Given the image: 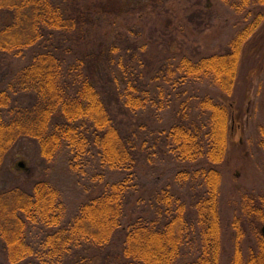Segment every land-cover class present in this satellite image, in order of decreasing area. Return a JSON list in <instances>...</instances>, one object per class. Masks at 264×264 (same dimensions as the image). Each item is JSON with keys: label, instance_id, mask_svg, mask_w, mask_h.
<instances>
[{"label": "trees", "instance_id": "trees-1", "mask_svg": "<svg viewBox=\"0 0 264 264\" xmlns=\"http://www.w3.org/2000/svg\"><path fill=\"white\" fill-rule=\"evenodd\" d=\"M219 1L246 19L225 52L166 62L148 83L136 71L141 60L131 56L135 66L119 63V72L106 58L109 71L97 83L77 57V45L91 31L95 15L65 1L0 0V53L30 55L26 65L7 72L0 89V172L8 152L29 138L45 161L66 156L72 174L103 184L70 218L62 192L49 182H36L29 192L1 189L0 241L6 264H220L219 166L237 121L232 96L242 48L262 22L254 10L263 8L264 0ZM133 9L142 14L144 6ZM113 52L110 48L111 61ZM107 84L130 113L173 109L174 121L161 130V139L166 152L184 165L175 181L190 184L189 209L170 188H162L149 202L151 219L124 223L137 189L138 140L105 100ZM198 85L221 98L195 94ZM259 132L264 152V127ZM106 173L120 177L106 181ZM241 213L229 223L230 264H264L260 230L258 251L244 259L241 249L244 220L256 218L264 226V213L250 197H242Z\"/></svg>", "mask_w": 264, "mask_h": 264}, {"label": "rangeland", "instance_id": "rangeland-1", "mask_svg": "<svg viewBox=\"0 0 264 264\" xmlns=\"http://www.w3.org/2000/svg\"><path fill=\"white\" fill-rule=\"evenodd\" d=\"M56 1H65L71 7L79 5L84 12L97 17L91 31L77 45V57L84 61L87 73L97 83H102L101 79L109 71L106 68L108 60L119 72L122 71L119 63L135 66L131 56L141 60L142 67L136 68V71H140L148 83L166 62L175 63L182 56L196 59L223 53L246 22L245 18L240 19L219 0ZM138 5L144 6L142 14L133 9ZM256 12L262 15V22L242 48L232 96L237 121L232 127L224 161L219 166L222 177L220 264H230L233 256V231L229 223L233 217L242 216V197L253 198L264 213V152L259 146V128L264 127V7L255 9L254 14ZM110 48L114 50L113 61L110 60ZM29 59V54L13 58L0 53V89L7 72L20 69ZM119 72L114 75L120 77ZM149 84L150 88H154L155 84ZM109 86L107 84L102 89L104 98L119 123L137 137L140 157L136 171L137 189L132 193L127 206L124 223L137 217L151 219L153 209L149 202L162 188H170L189 209L193 194L191 186L187 183L180 186L175 181L179 172L177 169L184 165L166 152L161 139V130L174 121L173 109L163 112L149 109L136 114L130 113L121 108ZM193 90L198 95L209 93L218 100L221 98L214 89L205 85H198ZM119 177L105 174L106 181ZM39 181L49 182L62 192L67 205V218L74 215L82 203L97 195L103 185L90 180L88 176L72 174L68 169L66 156L47 162L39 155L34 140L20 139L5 158L0 172V190L19 187L29 192L33 184ZM254 219H245L242 224L241 249L244 259L258 251L259 230L263 224ZM3 255L0 241V264H6Z\"/></svg>", "mask_w": 264, "mask_h": 264}, {"label": "water", "instance_id": "water-1", "mask_svg": "<svg viewBox=\"0 0 264 264\" xmlns=\"http://www.w3.org/2000/svg\"><path fill=\"white\" fill-rule=\"evenodd\" d=\"M260 233H261L262 237L264 238V226L261 227Z\"/></svg>", "mask_w": 264, "mask_h": 264}, {"label": "flooded vegetation", "instance_id": "flooded-vegetation-1", "mask_svg": "<svg viewBox=\"0 0 264 264\" xmlns=\"http://www.w3.org/2000/svg\"><path fill=\"white\" fill-rule=\"evenodd\" d=\"M262 236V235H261Z\"/></svg>", "mask_w": 264, "mask_h": 264}]
</instances>
